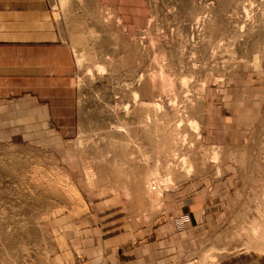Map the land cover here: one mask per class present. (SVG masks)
<instances>
[{"label": "rangeland", "instance_id": "rangeland-1", "mask_svg": "<svg viewBox=\"0 0 264 264\" xmlns=\"http://www.w3.org/2000/svg\"><path fill=\"white\" fill-rule=\"evenodd\" d=\"M50 3L75 70L44 135L0 138V264L103 261L182 215L173 264H264V0Z\"/></svg>", "mask_w": 264, "mask_h": 264}, {"label": "crops", "instance_id": "crops-1", "mask_svg": "<svg viewBox=\"0 0 264 264\" xmlns=\"http://www.w3.org/2000/svg\"><path fill=\"white\" fill-rule=\"evenodd\" d=\"M72 51L58 38L50 0H0V138L25 129L44 135L40 124L51 122L58 90L71 84ZM190 220L189 215L176 217L157 228L154 237L136 243L122 236L110 257L101 261L98 256L89 264H173L184 251L179 229Z\"/></svg>", "mask_w": 264, "mask_h": 264}]
</instances>
